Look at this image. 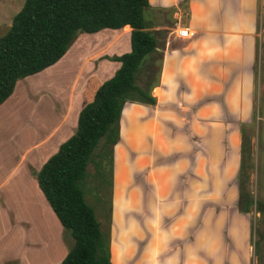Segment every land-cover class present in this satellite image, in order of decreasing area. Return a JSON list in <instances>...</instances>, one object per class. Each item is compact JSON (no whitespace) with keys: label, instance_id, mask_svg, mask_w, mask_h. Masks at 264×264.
<instances>
[{"label":"crops","instance_id":"1","mask_svg":"<svg viewBox=\"0 0 264 264\" xmlns=\"http://www.w3.org/2000/svg\"><path fill=\"white\" fill-rule=\"evenodd\" d=\"M149 2L146 29L157 36L162 54L152 89L157 103L128 102L123 109L115 158L116 201L123 213L114 209L111 233L118 236V244L111 259L114 264H236L238 259L231 263L226 257V247L232 243L233 228L246 222L251 226L250 214L239 211L238 176L243 163L242 129L253 122L260 0ZM180 28L188 29L189 36L180 37ZM131 33L129 25L80 33L69 51L48 68L60 67L70 52L77 54L72 59L79 63L83 47L85 56L95 55L80 93L70 91L61 108L50 111L56 121L53 130L45 135L36 124L35 139L24 144L20 127H0V214L10 232L31 229V221L19 214L28 206L36 215H48L58 228L57 236L49 230L47 241L34 236L0 240V264L61 263L62 223L36 173L77 131L83 106L121 67L120 61L107 57L130 52ZM3 104L0 122L16 110H3ZM125 172L128 183L122 187L119 181ZM135 195L151 200L153 207L146 212L150 204L143 206L144 214L135 223L142 237L126 248L122 228L135 211L131 201ZM203 228L210 240L217 236V247L201 248L206 241L205 233L200 238ZM139 242L150 243L149 249L138 250ZM46 248L51 252L48 257Z\"/></svg>","mask_w":264,"mask_h":264},{"label":"trees","instance_id":"2","mask_svg":"<svg viewBox=\"0 0 264 264\" xmlns=\"http://www.w3.org/2000/svg\"><path fill=\"white\" fill-rule=\"evenodd\" d=\"M149 7V0H26L8 32L0 36L2 105L11 97L19 80L56 64L80 33L121 29L127 25L132 28V50L107 57L120 61L121 67L83 106L77 131L36 173L49 204L75 241L61 264H114L109 236L103 232L94 208L86 201L80 183L101 139L104 138L105 148L118 141L125 105L157 103L152 89L161 66L155 67L154 60L156 54L160 58L162 54L157 49V36L146 29L145 12ZM144 75L146 80L140 83ZM243 144L245 152L246 139ZM243 197L246 199L248 195ZM245 205L244 211L249 212L252 201L248 199Z\"/></svg>","mask_w":264,"mask_h":264},{"label":"rangeland","instance_id":"3","mask_svg":"<svg viewBox=\"0 0 264 264\" xmlns=\"http://www.w3.org/2000/svg\"><path fill=\"white\" fill-rule=\"evenodd\" d=\"M25 1L26 0H0V36L8 32L12 25L13 18L22 9ZM146 17L148 19L147 14ZM258 32L253 122L242 129V133L244 131L243 140L246 139V142H248V148L243 152L242 170L241 174L239 173L238 176L239 211L241 213L250 214L251 226L246 224V222L244 225L237 226L235 229L233 228L236 234L232 229L233 234L230 233V235L233 240L231 245H229L230 247H226L228 252L226 257L231 260V263L234 258L238 259L235 262L236 264H264V0H260L259 4ZM81 41L84 40L80 37V42ZM83 44L85 45L86 43L83 42ZM80 49H82V51H80L82 57L79 59V63L77 59H72V55L75 54V52H70L60 67L50 69H48V67V70L45 69L46 71L43 70L38 73L39 76L35 74L19 80L10 99L7 103L5 102L3 104V106H6L2 108L4 110L5 108L11 107L12 110L15 108L16 110L11 112L7 121L3 120L0 122L2 124L0 127H3L5 124H11L13 127H16V129L20 127L22 142L24 144L28 141L32 142L35 139L34 129L36 124L37 127L40 124V129H42L45 135L53 130L55 127V123H53V121H55V116L51 117L50 111L61 108L63 100L68 98L71 94L70 91L76 89V92L80 93V90L83 89L92 73L89 66L91 61L94 60L95 55L91 57L85 56L87 55L86 47ZM77 53L79 52L77 51ZM76 57L77 54L74 55V58ZM155 57L156 60H154V64L155 67H157L160 64V58L157 54ZM145 80L146 75H144V80H140V83H144ZM21 97L23 100H21ZM30 113L34 115L32 116ZM120 126L121 119L119 127ZM121 135L120 127L118 141L107 148L104 147V138L101 139L98 147L92 154V160L88 165L85 177L80 183L84 190L86 201L94 208L103 232L109 236L110 255L113 254L112 251L114 249L115 251L117 250L118 244V236H112L111 233L114 209L118 211V208H120V211H122L121 205L116 201L117 189H115V158L118 151L117 145L122 139ZM127 147L128 153L132 151L129 144ZM119 182L122 187H126L128 183L126 172L122 175ZM241 185L243 186L241 187ZM118 188H120V184ZM126 191L129 193V188ZM243 193L248 195V198L245 199ZM135 196L136 197L131 198L135 211L132 214L130 213V220L128 218L122 228L124 239H127L125 241L126 248L134 246V242L136 243V240L142 237L139 232V226L135 225L136 219H138L137 221L140 220L139 216L141 213L144 214L145 206L150 204L146 212L153 207L151 200L147 202L146 199L143 201L142 196ZM121 199L123 198L120 197V200ZM248 199L252 201V205L249 207V212H245V204ZM127 213L128 212H125L124 216L127 215ZM19 214H21L23 218L27 217L28 220L31 221V229L26 233H12L0 214V227L2 228L0 229V240L4 239L8 242L13 240L14 237L23 238L29 236L33 239L34 236L47 241L49 230H51L54 235H58L57 225H53L48 215H36L33 206L26 207L25 210ZM135 214L139 218H137ZM6 215L8 214L6 213ZM235 221L238 223L240 220L236 218ZM127 222L130 223L129 226H127ZM208 232L207 229L205 230L203 228L200 235L201 238L204 233L206 234L205 244L201 246V248L207 247V250L209 248L211 249L213 246L217 247V236L215 237V235H213L210 240ZM151 242L152 241H150V243ZM62 243L63 261L75 243L71 232L66 230L63 225ZM150 243H137L138 250H143L144 248L149 249ZM221 246L223 247L224 244L221 243ZM49 252V248L44 250V254L47 255V257ZM50 262H52L51 259L49 263Z\"/></svg>","mask_w":264,"mask_h":264},{"label":"built area","instance_id":"4","mask_svg":"<svg viewBox=\"0 0 264 264\" xmlns=\"http://www.w3.org/2000/svg\"><path fill=\"white\" fill-rule=\"evenodd\" d=\"M177 33L180 37H188L189 36V30L185 28H180L177 30Z\"/></svg>","mask_w":264,"mask_h":264}]
</instances>
